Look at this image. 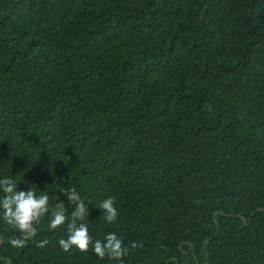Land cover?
<instances>
[{
	"label": "trees",
	"instance_id": "obj_1",
	"mask_svg": "<svg viewBox=\"0 0 264 264\" xmlns=\"http://www.w3.org/2000/svg\"><path fill=\"white\" fill-rule=\"evenodd\" d=\"M4 178L75 188L123 264H264V0H0ZM48 225L0 219V264H119Z\"/></svg>",
	"mask_w": 264,
	"mask_h": 264
},
{
	"label": "clouds",
	"instance_id": "obj_2",
	"mask_svg": "<svg viewBox=\"0 0 264 264\" xmlns=\"http://www.w3.org/2000/svg\"><path fill=\"white\" fill-rule=\"evenodd\" d=\"M61 191L66 199L75 206L70 216L67 214L63 201L50 207L47 195L37 196L32 190H17L16 182L13 179H0V192L3 193L0 196V219L20 233L18 238L10 240V244L16 248H22L31 240L36 243L37 247H45L49 243L47 239L35 241L38 234L36 225L40 224L41 220L48 215L50 230L66 225L67 238L59 240V245L65 252L70 251L73 247L80 252H87L91 247L94 254L100 259L103 260L107 257L109 260H116L119 261V264H123V257L128 255L129 246L124 245L123 240L115 233H108L104 241L93 240L87 224L84 223L85 218L89 216L88 205L84 203L75 188L62 189ZM114 205V197H109L100 204L108 223H113L118 218L119 213ZM138 246H140L139 242H133L130 247L134 249Z\"/></svg>",
	"mask_w": 264,
	"mask_h": 264
},
{
	"label": "water",
	"instance_id": "obj_3",
	"mask_svg": "<svg viewBox=\"0 0 264 264\" xmlns=\"http://www.w3.org/2000/svg\"><path fill=\"white\" fill-rule=\"evenodd\" d=\"M260 211L262 212L263 210H260ZM243 222L246 223V219L243 218ZM1 243H2V240L0 241V244H1ZM9 262H10V261H8V264H9Z\"/></svg>",
	"mask_w": 264,
	"mask_h": 264
}]
</instances>
